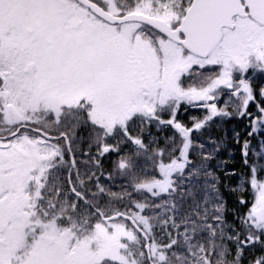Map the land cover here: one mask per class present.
Masks as SVG:
<instances>
[{"label":"snow or ice","instance_id":"obj_1","mask_svg":"<svg viewBox=\"0 0 264 264\" xmlns=\"http://www.w3.org/2000/svg\"><path fill=\"white\" fill-rule=\"evenodd\" d=\"M0 264H264V0H0Z\"/></svg>","mask_w":264,"mask_h":264}]
</instances>
